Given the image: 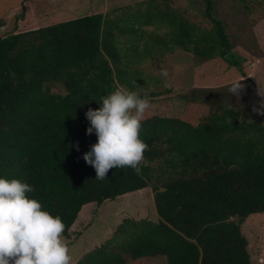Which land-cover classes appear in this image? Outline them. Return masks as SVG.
<instances>
[{
  "label": "trees",
  "instance_id": "1",
  "mask_svg": "<svg viewBox=\"0 0 264 264\" xmlns=\"http://www.w3.org/2000/svg\"><path fill=\"white\" fill-rule=\"evenodd\" d=\"M44 1L24 0L13 31L0 37V177L31 184L28 195L62 218L65 239L85 209L152 190L158 222L124 220L76 264H252L242 226L264 214V107L249 106L241 83L238 94L192 88L178 98L183 112L167 115L158 108L164 94L139 69L179 49L242 70L245 59L232 52L210 0L214 27L203 31L175 0H146L114 17L40 20L52 3ZM117 89L148 93L140 133L147 148L139 175L112 168L101 181L83 159L97 142L85 112Z\"/></svg>",
  "mask_w": 264,
  "mask_h": 264
},
{
  "label": "rangeland",
  "instance_id": "2",
  "mask_svg": "<svg viewBox=\"0 0 264 264\" xmlns=\"http://www.w3.org/2000/svg\"><path fill=\"white\" fill-rule=\"evenodd\" d=\"M23 1L0 0V37L13 31L16 16L22 12ZM144 1L146 0H51L52 3L47 1L45 6L47 10H41L39 17L40 20L45 18L48 20L52 15L55 14L56 17L61 13L62 20H69L100 12L112 16L115 10L134 7ZM210 2L212 17L223 23L230 36L232 52L245 59L241 65L242 70L230 66L221 57L202 62L194 55L179 49L161 61L142 63L139 66L143 72L142 79L148 85L151 84L152 87L148 86L150 89L164 94L157 101L163 103L164 106L158 108L167 115L183 112L182 102L178 98L192 88L228 91L232 83L239 81L245 85V91L249 95V106L264 107V96L260 95V89L264 91V0H210ZM172 5L202 31L214 27V23L206 16V0H175ZM117 13L121 14L120 11ZM150 30L151 28L147 32L150 33ZM162 68L167 69L166 78L160 75ZM165 79L169 84L167 87L164 86ZM247 81L252 83L251 90L254 92H248ZM92 217L94 218L89 221ZM126 219L158 222L152 190L135 192L114 202H105L96 211L92 208L85 209L79 226L73 229L69 238H63L72 256L71 264H76L83 255L110 240L116 228ZM242 232L248 240L252 264H264V214L249 217L242 226ZM144 264L168 263L160 258Z\"/></svg>",
  "mask_w": 264,
  "mask_h": 264
},
{
  "label": "clouds",
  "instance_id": "3",
  "mask_svg": "<svg viewBox=\"0 0 264 264\" xmlns=\"http://www.w3.org/2000/svg\"><path fill=\"white\" fill-rule=\"evenodd\" d=\"M160 75L166 78L167 69ZM164 86H169L166 79ZM241 88L240 81L234 82L229 92L238 94ZM260 95L264 96L261 89ZM97 101L99 108L85 112L87 134L95 133L97 142L83 159L95 169L97 180L107 179L112 168H131L139 175L147 148L140 133L151 106L148 93L117 89ZM75 147L79 151L78 143ZM34 190L20 179L0 177V264H71L63 239L65 224L28 195Z\"/></svg>",
  "mask_w": 264,
  "mask_h": 264
}]
</instances>
